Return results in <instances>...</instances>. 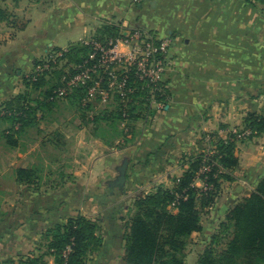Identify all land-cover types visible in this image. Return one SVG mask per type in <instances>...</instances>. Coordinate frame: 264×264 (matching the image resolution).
<instances>
[{
    "label": "crops",
    "instance_id": "1",
    "mask_svg": "<svg viewBox=\"0 0 264 264\" xmlns=\"http://www.w3.org/2000/svg\"><path fill=\"white\" fill-rule=\"evenodd\" d=\"M1 3L18 6L21 0H2ZM30 4L34 6L29 8L26 25H22L16 37V40L25 41L21 48L27 41L33 42L32 38L41 31L45 36L43 45L48 49L53 48L60 28H80L81 33L73 43L80 38L86 39L105 25L128 26L139 22L158 37L170 40L172 62L167 70L169 93L166 104H151L142 116H131V121H128L135 128L131 126L124 130L126 137H132L126 154L122 156V164H126V189L120 185V189L114 186L109 191L118 170L117 160L112 158L105 164L104 155L97 154L105 144L94 137V152L88 157L91 159L89 166L84 168V164L82 168H75L73 173L77 176L65 178L68 190H52L50 197L53 200L49 202L40 195L41 192L32 188L40 184V162L32 157L26 159V145L21 132L14 133L13 141L8 143L0 131V218L4 219L15 211L14 206L11 209L3 207L7 200V185L14 186V199L22 201L18 213L21 217H31L14 231L18 236L17 252H21L19 249H23V245L31 248L35 242L34 250L38 252L31 256L42 264H55L56 255L49 245L54 225H65L69 218L83 216L95 224L94 234L101 238L98 249L90 248L84 261L86 264L90 261L93 264H112L119 255L123 256L120 237L125 233V228L116 224L122 216L117 217L119 213L115 206L110 210L106 208L108 202L116 200L115 191L129 192L149 185L166 188L168 184L162 185L165 183L162 179L175 183L181 178L189 167V155L194 156L203 148L202 151H210L228 138L234 145L237 164L228 170L229 178L220 179L218 195L208 206V223L203 228L200 226L196 234H205L208 246L214 234L230 237L234 227L227 222L228 213L238 203L249 200L264 178V130L242 139H234L232 135L234 129L244 126L248 113L264 116V2L37 0ZM39 4L46 5L41 7ZM5 16L0 19H5ZM17 52L20 50L13 54ZM32 66L33 62L28 63L17 75L28 73ZM8 76L7 72L0 74V102L11 94V88L7 90L1 86ZM115 107L116 104L108 107L110 110L106 107L103 116ZM94 113L90 110L86 115L93 118ZM88 137H92L91 133L86 134ZM6 151H14L17 159L7 161ZM47 165L45 163L41 167L47 170ZM22 168L31 169L34 175L30 180L17 177L16 172ZM43 178L48 182L49 176ZM100 179H106V186L99 189ZM193 185L201 189L205 181L196 177ZM95 186L96 189H92ZM148 190L155 191V188L151 190L148 187ZM262 199L264 201L263 196ZM61 201L64 202L62 210L58 208ZM44 236L48 241L41 247L38 241ZM39 248L43 250L39 251Z\"/></svg>",
    "mask_w": 264,
    "mask_h": 264
},
{
    "label": "rangeland",
    "instance_id": "2",
    "mask_svg": "<svg viewBox=\"0 0 264 264\" xmlns=\"http://www.w3.org/2000/svg\"><path fill=\"white\" fill-rule=\"evenodd\" d=\"M23 1L27 4H25ZM34 1L37 0H21V4L18 6L14 4L1 3V7L5 11L6 18L0 19V74L3 72H7L9 74L8 78L2 81L1 86L7 90H10L11 88V94L9 95L8 99L0 102V108H4V106L16 108L21 104L23 106H30L31 111L28 116L30 121L20 132L22 137H24L23 141L26 145V159L30 160L32 157L33 160H38L40 162V184L32 188L37 189L42 193L40 195L43 196V198H46L49 202H51L53 200V198L50 197L52 190H68V185L65 184L67 181L65 178H68L72 175L73 177L77 176L73 173L75 168H82V165L84 164V168L89 166L91 159L88 157L92 154V152H94L93 148L95 144V138L105 144L104 148L99 150L97 153L104 155L103 157L105 164H108L112 158L113 160L114 158L117 160L116 164L118 170L115 171L116 179L119 175V167L122 165V156L126 154V147L132 142V137H126L124 130H129L128 128H131V126L135 128V125L129 124V121L131 120L120 121L119 118H106L107 113L105 116H103L102 112L106 109V107V110H110L111 108L108 107H110L112 104H117L115 97L110 98L108 102H105V104L100 102L92 104V107L90 106L86 109L82 108L78 99V95L81 94V88L74 90L69 98H57V100L53 103L46 106L43 105L42 109H38L37 111L33 110L34 106L38 104V100H44V94H46L47 91L51 89L54 91L56 87L61 85L63 76H68L77 71L82 61V57L87 54V50H85L86 44L83 40L95 39L100 37V35H104L103 39L106 37V31L100 29L93 32L92 35L86 37V39L80 38L76 42L72 43L74 39H77L79 33H81L80 28H69L68 26L66 30L64 28H60L53 42V48L56 47V50L71 48V52L68 54L66 53L64 56L59 58L57 62L52 65L50 72L45 75V78L43 77L35 84H31V82L25 78L31 72L32 68L28 71V73H25L26 75H17V73H20V71H22V69H24L25 65L28 63L33 62L34 66V62L36 60L42 58L47 52L50 53L54 51L52 47H48L47 49V47L45 48V45H43L45 36L43 35L42 31L38 33L35 38H32L34 39L33 42L27 41L26 46L22 48L21 45L25 43L24 39L16 40L18 31L22 29V25H26L25 20H27L26 16L29 13V8L34 6L30 3ZM39 5L44 7L46 4ZM134 26L143 27V25H140L139 22H134L128 26L121 25L118 27L119 29L128 30ZM34 42L36 44H33ZM17 50H20V52L13 54V52H16ZM40 51H43V53ZM171 57L172 54L171 51L169 52L168 48L167 56L165 58L166 70L171 67ZM30 81H32V79ZM139 108H141V116L143 113H146L145 110L147 109L144 105L139 106ZM90 110L95 112L93 118L86 115V112L89 113ZM113 112L114 111L112 109V111H108V114L112 116ZM9 122V119L0 118V131L2 130V133L4 134V130L7 128L10 130V133L8 134H11L13 137L17 130L10 129ZM84 127L86 129H84ZM242 128H244V126ZM242 128L236 129L239 130ZM87 133H91L92 137H88L87 139ZM4 135L3 138H5ZM202 150H204V148L199 150L194 156L203 154L205 151L208 152L207 149H205V151ZM5 158L7 161H13L17 159V155L14 151H6ZM45 163L48 164L47 170H45L44 166L41 167V165H44ZM43 176H49L48 182L47 180H44ZM100 180L99 189L101 186V188L106 186V179ZM158 182L160 184L161 181L158 180ZM162 182H165L161 183L162 185L168 184V187L166 188L173 189L176 186V183L169 182V179H162ZM124 183L122 184L121 188L126 187ZM115 184L116 183L114 180L111 186H114ZM158 186L159 185H149L148 187L152 190L153 188L156 189ZM6 187L8 189L6 193L7 200L4 201L5 203L2 201L3 207L6 206L7 209H11V207L14 206L15 211L11 212L10 215L5 216L4 219H1L3 217L0 218L2 222L0 223V235L7 234L6 230L5 232L2 230L4 224H6L11 216L14 214H19L18 212L20 208H22L20 206L22 201H18L13 197L14 186L7 185ZM148 187L141 188L140 190L136 188L134 191L129 192H125L124 190V192L115 191L116 200L107 203V210H110L115 206L117 213L120 214H117V217L119 218L122 216L121 219H117L116 224L119 225V227L121 226L122 229L125 228L124 232L128 231L131 219L134 217L137 210L142 208H138V206L135 204L136 200H138V196L142 197L147 193L153 192V190H148ZM92 189L95 190L96 186ZM141 192L144 194H141ZM208 209L209 207L199 208L200 220L202 221L200 226H202V228L208 223L207 221L209 216H206ZM171 210L174 211L175 209ZM196 233L197 231H192L189 236L185 237L183 253H178L177 255V258H181L182 264H197L201 257L204 256V252L209 248L206 244V235ZM47 241L48 238L44 236L38 241V243L42 247L46 245ZM12 242L13 249L5 246L1 247L0 245V264H21V259L24 260L28 256H31V254L35 256L38 252L34 250L36 248L35 242L34 244L30 245L32 249L24 246L21 242L23 249H19L21 250L20 253L17 252L18 242H15L14 240ZM224 242H227V239L226 241L223 239L222 242L216 244V253L214 256H212L215 260H219V262L221 258L219 254L223 250L222 248L224 247ZM122 243L123 249H125L124 237H120V244L122 245ZM40 249L43 250V248H39L38 250L40 251ZM120 256L121 255H119L116 261H114L112 264H127ZM239 260H247V255H242ZM219 262L216 261L215 264H219ZM89 264L93 263L90 261Z\"/></svg>",
    "mask_w": 264,
    "mask_h": 264
},
{
    "label": "trees",
    "instance_id": "3",
    "mask_svg": "<svg viewBox=\"0 0 264 264\" xmlns=\"http://www.w3.org/2000/svg\"><path fill=\"white\" fill-rule=\"evenodd\" d=\"M260 1L264 2V0ZM4 16L5 11L0 4V18ZM118 26L105 25L101 30L106 31V37L115 36L118 34L117 31H119ZM146 29L152 32L150 29ZM103 36L100 35V37L95 39L102 41L106 38L103 39ZM53 49L56 50V48ZM85 50L89 51L88 45L85 46ZM70 52L71 48L66 49L65 54ZM39 62L40 60L38 59L34 64ZM45 73L47 74V72ZM167 73L166 70L164 73L165 80L159 83L162 91L155 92L156 100L163 104H166L169 93L166 80V77L168 78ZM46 74L40 75L34 81H30L28 77L25 79L31 82V84H35L43 77L45 78ZM77 89L80 88H76L75 90ZM82 93L81 88V94L78 95L79 104ZM44 95V100L37 101L38 104L34 106V111L42 109L43 105L46 106L57 100V98L53 97L55 94L52 89ZM131 95L133 103L128 109L129 118L140 114L141 108L139 106L148 102L150 94H147L145 90L140 91L136 89ZM69 96H71V93L66 97L69 98ZM148 105H144L147 109L146 111H148ZM88 107L83 108L86 109ZM1 109L6 112L4 114L0 113V118L9 119L10 129L17 130L16 132L23 130L25 125L30 121L28 118L31 111L29 105L23 106L21 104L16 108L4 106ZM113 111L112 116L108 114L106 117L119 118L122 121L118 105H116ZM15 123L19 124L17 128H15ZM244 127L249 128L252 135L262 132L264 130V116L258 115L255 112L248 113L244 121ZM4 132L6 133H4V136L8 143L12 142L13 137L11 134H8L10 130L6 128ZM232 135L234 139H237L235 133H232ZM214 149L215 152L207 157L211 162L213 159L216 160L217 165H212L211 170L205 176H200L205 181V189H200L193 185V180L196 177L195 172L199 168L203 156V154H198L197 156H188L189 167L183 176L176 180L175 188L158 186L155 191L147 193L142 197L138 196L135 204L138 208H142L137 210L131 219L128 231L123 235L125 249L122 259L125 263L182 264L181 258H177V255L178 253H183L185 237L189 236L192 231L200 229L199 208L208 207L214 202L219 192L220 179L224 177L229 178L230 175L227 174L228 170L233 169L237 164V159L233 153L234 145L229 138L221 140L219 145L217 144ZM32 174L31 169L26 168L19 169L16 172L19 179L30 180ZM114 186L120 189V185L115 184ZM114 186H110L108 188L109 191H112ZM176 194L179 195L178 198H176ZM262 196L264 197V178L256 186L249 200L238 203L228 213L227 222L231 223L234 227V231L230 234V237L226 235L224 238V235L221 233L214 234L212 236V243H210L209 248L204 252V256L201 257L197 264H215L216 261L219 262V260H215L212 256L216 253V244L222 242L223 239H227V242H224L223 250L219 254L221 257L219 264H264V201ZM63 203L62 201L59 202L58 208L61 209ZM172 203L174 204L171 205ZM54 210L58 212L57 207ZM27 216L21 217V214H14L9 218L2 229L4 232L6 230L7 234L0 235L1 247L5 246L11 249L13 247L12 241L18 242V236L14 231L22 222L28 218L31 219V217L27 218ZM94 230L95 224L83 216L69 218L65 225L56 223L53 227V234L49 244L53 247L56 255L55 264H86L84 258L88 250L90 248L92 250L98 249L101 242V238L94 234ZM70 241L74 243L72 250L67 258L63 259L61 251ZM242 255H247V260H239ZM20 261L21 264H42L38 258H34L33 256H28L26 259H21Z\"/></svg>",
    "mask_w": 264,
    "mask_h": 264
},
{
    "label": "built area",
    "instance_id": "4",
    "mask_svg": "<svg viewBox=\"0 0 264 264\" xmlns=\"http://www.w3.org/2000/svg\"><path fill=\"white\" fill-rule=\"evenodd\" d=\"M126 26V25H125ZM117 35L108 36L104 40H83L89 46V51L82 57V61L75 73L63 76L61 85L54 89L55 98H66L76 88H82L80 98L81 107L92 104L108 102L115 97L122 121H128V109L132 105V93L134 90H145L148 102L143 105H160L155 98L156 91H162L159 83L165 79V58L170 40L160 38L155 33L149 32L142 26H134L127 29H119ZM121 46L126 49H122ZM66 49L47 52L40 62L34 64L27 75L29 80H36L40 75L50 72L59 58L64 56ZM98 101V102H97ZM5 110H0L4 114ZM15 123V128L18 127ZM238 139L245 138L251 133L249 128L234 129ZM208 151V150H207ZM215 152L214 148L204 152L196 177L205 176L211 170L212 165H217L216 160L207 157ZM220 172V171H219ZM195 177V178H196ZM203 178V177H200ZM206 188V184L204 189ZM179 195L176 194V198ZM172 203L171 205H173ZM73 241H70L61 251V256L66 259L72 250Z\"/></svg>",
    "mask_w": 264,
    "mask_h": 264
},
{
    "label": "water",
    "instance_id": "5",
    "mask_svg": "<svg viewBox=\"0 0 264 264\" xmlns=\"http://www.w3.org/2000/svg\"><path fill=\"white\" fill-rule=\"evenodd\" d=\"M125 169H126V164L123 162V164L119 167V175L115 179V183L118 185H122L125 180Z\"/></svg>",
    "mask_w": 264,
    "mask_h": 264
}]
</instances>
